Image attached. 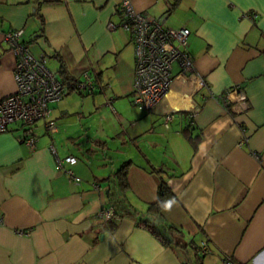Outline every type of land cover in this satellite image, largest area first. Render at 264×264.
I'll return each instance as SVG.
<instances>
[{
  "label": "crops",
  "instance_id": "obj_1",
  "mask_svg": "<svg viewBox=\"0 0 264 264\" xmlns=\"http://www.w3.org/2000/svg\"><path fill=\"white\" fill-rule=\"evenodd\" d=\"M132 2L168 27L191 30L196 72L175 66L170 91L153 109L133 102L135 45L120 26V0H0V99L17 90L5 34L23 29L30 51L59 79V70L92 77L93 90L76 91L80 113L103 108L114 116L94 136L82 134V147L92 155L97 146L110 149L108 140L136 144L120 166L89 155L59 167L57 155L76 156L64 142L80 147L66 122L68 98L51 106L56 132L39 122L32 129L35 148L21 139V123L0 132V264H223L226 257L264 264V0ZM162 180L174 194L161 211L166 242L137 222ZM113 206L119 215L99 216Z\"/></svg>",
  "mask_w": 264,
  "mask_h": 264
},
{
  "label": "built area",
  "instance_id": "obj_2",
  "mask_svg": "<svg viewBox=\"0 0 264 264\" xmlns=\"http://www.w3.org/2000/svg\"><path fill=\"white\" fill-rule=\"evenodd\" d=\"M122 21L120 26L131 33L135 45V73L133 82V102L147 109L155 108L168 94L174 81L175 66L178 65L183 75H194V59L189 52L188 27L172 28L162 20L145 15L133 6L132 0H120ZM257 15H252L255 19ZM111 29L117 25L109 23ZM24 30H10L5 34V40L16 55L17 62L14 77L17 90L0 99V132H6L13 123H21L26 134L21 139L35 148L37 134L32 130L35 125L44 120V125L49 133L57 131V124L51 120V104L62 100L69 92V86L63 83L51 70L44 56L34 55L27 44L23 42ZM202 85L204 81L201 80ZM89 86L95 88L92 77L85 75V82L79 88ZM232 90L238 91L236 88ZM173 114L166 116L170 122ZM30 130V131H29ZM54 153L57 149L51 145ZM57 155V154H56ZM59 167L63 163L76 164L78 158L68 155L60 159L57 155ZM66 172L76 181L80 182L73 170ZM114 209L104 207L99 216L106 221L114 217ZM21 235H29L26 230H18ZM201 251H209L206 241L202 243ZM223 264H236L232 257H226Z\"/></svg>",
  "mask_w": 264,
  "mask_h": 264
},
{
  "label": "rangeland",
  "instance_id": "obj_3",
  "mask_svg": "<svg viewBox=\"0 0 264 264\" xmlns=\"http://www.w3.org/2000/svg\"><path fill=\"white\" fill-rule=\"evenodd\" d=\"M175 74L176 73L174 72L173 76H175ZM64 98L65 99L68 98V101H66V104L70 105L69 113L67 114V118H66V122L71 124L69 125L70 129L73 130L74 132L73 135L71 136L74 137V141L80 142V144H78L80 147H77V145L73 144L71 141H66V143L64 142L63 146H65L66 149L69 148L76 155L78 159H81L84 162H86V157H89L90 154L86 151V149L82 147L83 145H88L86 141L84 140L86 136L82 134H85V132L87 131L89 135L94 136L98 131L100 132L104 126H106L107 128L108 126L112 125L111 121L113 120L114 116L112 115L110 110L108 109L104 110L103 108L100 110L97 108L98 111L91 113V114L89 113L88 108H86L84 114L80 113L79 111L82 110L81 106L83 104L81 100L83 98L76 91L70 95H66ZM52 104L50 106H52ZM134 110L138 111V108ZM43 123H44V120L39 121L40 125H42ZM148 138L149 136H147L145 140ZM141 141H144V140H141ZM58 143L60 144L59 139H58ZM108 145L110 149L108 147L104 148L103 146H97L95 148L96 151H94V153L90 155V158L94 159V164L103 163L109 158V161L107 160V162H110V163L116 162V165L118 166L119 164H121L119 160L122 161L123 155L127 153L128 145H136V144L133 143L132 140L127 139V143L113 142L112 140H108ZM134 160H138V159H134Z\"/></svg>",
  "mask_w": 264,
  "mask_h": 264
},
{
  "label": "trees",
  "instance_id": "obj_4",
  "mask_svg": "<svg viewBox=\"0 0 264 264\" xmlns=\"http://www.w3.org/2000/svg\"><path fill=\"white\" fill-rule=\"evenodd\" d=\"M119 15L121 16V21H122V11L120 10V7L118 8ZM120 21V22H121ZM23 42L25 43V40L23 39ZM26 44V43H25ZM61 75L63 76V80H61L63 83L67 84L69 86V93L73 91H78L82 92L83 89H88L89 86L87 85L85 88H79V85L83 82L80 80L75 79L74 77L70 76L67 74L66 70H59ZM67 94V95H68ZM127 165L123 166V171L121 173H125V169L128 166V162H126ZM123 177V176H122ZM123 180H126L125 178ZM123 183H125L123 181ZM174 199V194L167 185V183L162 180L160 183V188H159V197L155 202L150 204L149 209L147 214H142L138 216L137 222L139 225H142L149 230H151L155 235L160 237L164 242L169 241L168 235L166 234V231L168 228L166 225L163 223L162 218H161V211L170 204ZM115 213L114 216L119 215V209H117L115 206H113ZM170 228V227H169Z\"/></svg>",
  "mask_w": 264,
  "mask_h": 264
}]
</instances>
